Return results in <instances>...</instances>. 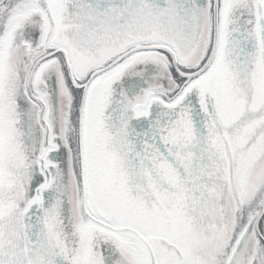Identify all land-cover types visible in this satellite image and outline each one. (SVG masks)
I'll return each mask as SVG.
<instances>
[{"label":"snow or ice","instance_id":"snow-or-ice-1","mask_svg":"<svg viewBox=\"0 0 264 264\" xmlns=\"http://www.w3.org/2000/svg\"><path fill=\"white\" fill-rule=\"evenodd\" d=\"M0 264H264V0H0Z\"/></svg>","mask_w":264,"mask_h":264}]
</instances>
